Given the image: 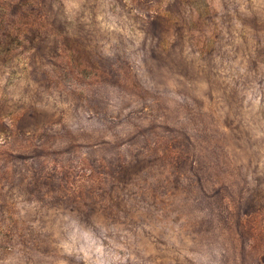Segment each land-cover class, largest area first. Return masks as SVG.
<instances>
[{
  "label": "rangeland",
  "instance_id": "374dc122",
  "mask_svg": "<svg viewBox=\"0 0 264 264\" xmlns=\"http://www.w3.org/2000/svg\"><path fill=\"white\" fill-rule=\"evenodd\" d=\"M0 264H264V0H6Z\"/></svg>",
  "mask_w": 264,
  "mask_h": 264
},
{
  "label": "trees",
  "instance_id": "16d2710c",
  "mask_svg": "<svg viewBox=\"0 0 264 264\" xmlns=\"http://www.w3.org/2000/svg\"><path fill=\"white\" fill-rule=\"evenodd\" d=\"M9 8L6 0H0V62L5 63L9 61L16 49L24 47L20 35L7 27Z\"/></svg>",
  "mask_w": 264,
  "mask_h": 264
}]
</instances>
